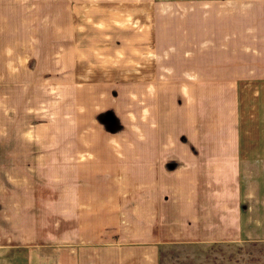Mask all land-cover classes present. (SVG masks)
I'll return each mask as SVG.
<instances>
[{
	"label": "crops",
	"instance_id": "0c3cea01",
	"mask_svg": "<svg viewBox=\"0 0 264 264\" xmlns=\"http://www.w3.org/2000/svg\"><path fill=\"white\" fill-rule=\"evenodd\" d=\"M233 72H150L109 100L67 83L51 122L32 123L29 88H0V264H157L163 244L264 240V78ZM108 103L124 130L105 137L91 114Z\"/></svg>",
	"mask_w": 264,
	"mask_h": 264
},
{
	"label": "rangeland",
	"instance_id": "374dc122",
	"mask_svg": "<svg viewBox=\"0 0 264 264\" xmlns=\"http://www.w3.org/2000/svg\"><path fill=\"white\" fill-rule=\"evenodd\" d=\"M246 66L255 73L247 75ZM234 67L244 88L251 77L255 83L264 78V0H0V88H29L32 123L60 115L66 105L58 95L67 83L85 94L108 93L109 100L150 72L154 82L221 83V77L234 75ZM72 69L77 74L70 77ZM106 106L91 118L108 137L124 129L112 114L118 105ZM84 152L80 146V156ZM157 260L264 264V240L168 243Z\"/></svg>",
	"mask_w": 264,
	"mask_h": 264
},
{
	"label": "water",
	"instance_id": "95a60500",
	"mask_svg": "<svg viewBox=\"0 0 264 264\" xmlns=\"http://www.w3.org/2000/svg\"><path fill=\"white\" fill-rule=\"evenodd\" d=\"M108 115H109V114L106 113L103 119H104V120H105V119H108V118H109Z\"/></svg>",
	"mask_w": 264,
	"mask_h": 264
}]
</instances>
